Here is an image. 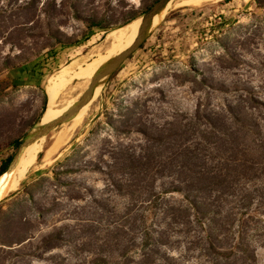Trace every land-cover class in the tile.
<instances>
[{"label": "rangeland", "instance_id": "374dc122", "mask_svg": "<svg viewBox=\"0 0 264 264\" xmlns=\"http://www.w3.org/2000/svg\"><path fill=\"white\" fill-rule=\"evenodd\" d=\"M152 1L0 0V145H10L1 156L13 153L11 142L41 118L50 78L105 53L107 36L116 28L88 31V23L122 24ZM54 32L77 43L62 49ZM141 46L103 84L100 97L53 161L29 170L11 190L17 195L0 202V240L33 236L21 247L0 249V264H92L113 232L137 236V230L129 232L130 224L124 226L125 216L130 208L133 215H142L144 206L138 194L130 196L111 185L109 171L103 169L113 156L110 147L123 144L138 156L147 155L144 148L155 144L151 138L179 128L186 130L187 143L192 125L208 123L203 116L221 122L220 115L230 108L258 121L264 117V0L173 6ZM48 54L40 73L27 74L33 58L43 62ZM7 62L19 66L7 67ZM78 82L71 79L59 92L57 107L76 96ZM196 113L200 120L194 119ZM61 126L50 137L71 124ZM152 151V156L162 153ZM94 164L100 169L93 170ZM121 175L114 174L115 179ZM161 184L156 182V191ZM171 196L180 198L178 193ZM152 220L148 216V224ZM56 233L61 239L49 248L46 238ZM177 238L181 243L174 249L162 250L181 256L182 264H208L200 251L185 252L188 245ZM256 255L258 264H264V238Z\"/></svg>", "mask_w": 264, "mask_h": 264}, {"label": "trees", "instance_id": "16d2710c", "mask_svg": "<svg viewBox=\"0 0 264 264\" xmlns=\"http://www.w3.org/2000/svg\"><path fill=\"white\" fill-rule=\"evenodd\" d=\"M157 1L153 0L122 24L109 25L93 19L88 23V31L125 26ZM52 38L62 49L77 43L58 32ZM56 45L50 47L51 54L55 53ZM48 56H44L43 62L33 58L27 74L40 73L37 69L49 61ZM7 65L19 66H10L9 62ZM203 117L208 123L203 128L192 125L188 129L191 140L187 143L183 138L186 130L179 128L151 138L155 144L144 148L149 152L147 155L138 156L123 144L110 147L113 156L103 169L109 171L111 185L117 191L130 196L138 194L143 214L133 215L130 208L124 226L130 224L129 232L137 230V236H129L124 230L113 232L112 239L98 247L92 264H182L181 256H170L162 250L180 244L177 237L188 245L185 252L200 251V257L208 264H258L256 245L264 238V117L258 121L231 108L220 115L221 122L219 117ZM200 118L196 113L194 119ZM21 140L11 142L15 149L1 161L0 176L7 170ZM9 146L0 145V151ZM153 148L162 153L150 155ZM99 167L94 164L92 169ZM118 173L124 175L115 179L114 174ZM168 179L169 186L165 183ZM159 180L162 184L160 191H156ZM174 193L180 194V198L171 196ZM16 195L17 192H12L9 198ZM148 216H153L151 224ZM59 234L47 237L45 245L57 247L52 243L61 239ZM32 238L29 233L8 242L0 240V249L21 247Z\"/></svg>", "mask_w": 264, "mask_h": 264}, {"label": "bare ground", "instance_id": "6f19581e", "mask_svg": "<svg viewBox=\"0 0 264 264\" xmlns=\"http://www.w3.org/2000/svg\"><path fill=\"white\" fill-rule=\"evenodd\" d=\"M219 1L221 0H171L167 8L160 15L154 18L152 27L156 26L165 17L169 9H171L173 6L202 7ZM141 22L142 19L137 18L123 27L112 30L107 36L109 44L104 54H99L97 58L85 64V66L79 67L77 70L61 71L60 74H56V77L54 76V78H50L48 80L46 86L48 104L46 112L41 117V121L43 124L58 118L63 113H65L70 107H72L73 104L83 94L84 90L88 87L91 82V79L93 78L97 70L109 59L120 54L133 44L134 40L138 35ZM71 79L79 80V82L73 87V91L76 92V96L70 99L67 98L68 100L62 107H57L58 102L56 103V99L58 97V94L62 89L65 88V86L68 84V82H70ZM102 88L103 84H100L96 88L91 101L86 104L76 114L75 117L68 121L71 124L70 128L65 127L63 130H60V128L56 132H54L51 137L50 133L48 136H44L38 139L37 141H34L26 148L17 166L16 172L13 175L11 183L8 189L6 190L7 193H11V190H13L18 184L21 183L23 177L29 170H31L32 168H43L53 161L54 157L60 152L62 147L70 139V136L74 132L75 128L81 124L87 111L100 97L102 93ZM66 124L67 123H64L62 124V126H65ZM48 138H50V140H48ZM42 152L43 154L40 157V154Z\"/></svg>", "mask_w": 264, "mask_h": 264}, {"label": "water", "instance_id": "95a60500", "mask_svg": "<svg viewBox=\"0 0 264 264\" xmlns=\"http://www.w3.org/2000/svg\"><path fill=\"white\" fill-rule=\"evenodd\" d=\"M170 1L171 0H158L140 17L142 19V22L139 28L138 35L133 44L120 54L109 59L97 70V72L91 79L88 88L73 104L72 107H70L61 116L50 122L43 124L40 118L39 121L34 124L31 129L25 134L7 170L0 176V202L5 200L11 194L7 193L6 190L11 183L13 175L16 172L17 166L26 148L34 141H37L44 136H48L56 128L70 121L86 104L91 101L96 88L100 84H104L109 78H111L113 74H115V72L125 63V61L141 47L153 28L152 25L154 18L160 15L167 8ZM47 104L48 99L43 114L46 112Z\"/></svg>", "mask_w": 264, "mask_h": 264}, {"label": "crops", "instance_id": "0c3cea01", "mask_svg": "<svg viewBox=\"0 0 264 264\" xmlns=\"http://www.w3.org/2000/svg\"><path fill=\"white\" fill-rule=\"evenodd\" d=\"M4 158H5L4 156H1V155H0V163H1V161H2Z\"/></svg>", "mask_w": 264, "mask_h": 264}]
</instances>
